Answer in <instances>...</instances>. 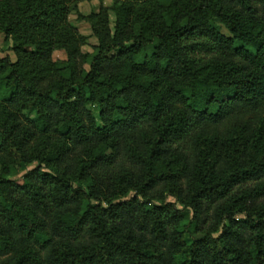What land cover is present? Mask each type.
I'll return each mask as SVG.
<instances>
[{
	"label": "trees",
	"instance_id": "1",
	"mask_svg": "<svg viewBox=\"0 0 264 264\" xmlns=\"http://www.w3.org/2000/svg\"><path fill=\"white\" fill-rule=\"evenodd\" d=\"M113 9L0 0V264H264V0Z\"/></svg>",
	"mask_w": 264,
	"mask_h": 264
},
{
	"label": "rangeland",
	"instance_id": "2",
	"mask_svg": "<svg viewBox=\"0 0 264 264\" xmlns=\"http://www.w3.org/2000/svg\"><path fill=\"white\" fill-rule=\"evenodd\" d=\"M101 3L106 7L108 24L112 26L114 21V9H113V0H67L68 4V13L67 18L68 21L73 24L78 33L83 36L82 42H78L79 48L83 52L91 51L93 44L96 43V38L91 26V21L87 18V15L94 10H97L98 4ZM211 22L222 32L228 34V31L224 24L220 22L216 18H212ZM13 41L10 37L4 36L0 32V55L7 54L11 59L15 58V53L13 52L11 45ZM51 56L55 57H64L65 52L63 48H55L51 52ZM87 66V63L84 64ZM88 107L92 110V112L97 117V106L94 103H89ZM35 164V161H31L26 163L23 166H14L16 167L15 173H6L5 175L8 177L16 178L19 177L20 173L26 169L30 168ZM130 193V192H129ZM167 199L172 200L171 196H167Z\"/></svg>",
	"mask_w": 264,
	"mask_h": 264
}]
</instances>
